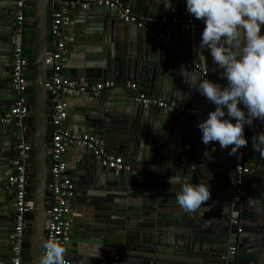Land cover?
<instances>
[{
	"label": "water",
	"instance_id": "water-1",
	"mask_svg": "<svg viewBox=\"0 0 264 264\" xmlns=\"http://www.w3.org/2000/svg\"><path fill=\"white\" fill-rule=\"evenodd\" d=\"M51 1H27L33 7V17L26 19L24 26L34 30L35 39L30 43L36 48L35 58L26 67L33 69L36 77L27 84L33 87L34 97L28 101L30 113L25 124L4 127L14 138L6 162L15 156L24 134H29L32 145L27 161V191L33 205L26 215L29 235L24 240L23 251H27L28 256L27 259L23 256L22 264H40L46 240V213L53 197L47 187L52 152V102L45 87L48 76L45 58L54 44L48 33ZM120 1L149 22L139 28L135 23L120 19L115 9L95 4L83 8V1L74 0V4L64 7L70 24L75 23L74 16L80 12L86 19L94 16L106 19L117 30L113 46L105 49L108 64L100 72L97 69L94 72L101 81L112 78L118 82L114 88L119 89V107L106 108L102 114L87 117L89 125L84 122L80 126L83 132L100 136L107 150L122 155L131 165L130 170L110 169L85 149L91 155L89 169L85 181L74 183L76 192L72 199L73 227L82 231V239L73 240L75 234H71L63 245L65 257L73 264H109L115 256L125 264H264V155L253 150L249 136V143L236 154L229 155L228 148H220L219 154L207 150L209 144L201 142L197 124L215 105L201 95V107L194 103L195 109L188 111L154 106L141 108L136 101L144 90V94L172 98L163 74L166 73L168 82L187 75L201 78L193 67L195 64L208 70L209 79L226 83L207 50L199 47L203 26L186 30L180 24H169L175 33L172 41L164 43L153 36L154 22L163 21L166 27L174 18L191 17L185 11V0H171L170 8L164 6L168 0ZM6 7L10 9H0V60H6L13 49L16 10L14 7L13 12L12 6ZM63 37L68 35L63 34ZM24 40L27 42L26 38ZM85 72L92 76L90 71ZM137 79L142 89L127 85L138 86ZM176 98L181 100V97ZM91 100V104L100 105L103 99ZM4 101L5 97L0 94V106L5 105ZM101 106L104 107V103ZM254 132L259 131L254 129L250 133ZM205 152L209 154L207 157ZM239 153L243 164L249 167L241 174L234 172ZM138 168H144L143 175L135 173ZM183 171L193 183L200 179L206 181L211 175L208 181L211 197L205 202L206 206L194 212H184L177 205V186L168 183V177L174 172ZM8 177L0 171V264L11 254L8 250L15 227V189L10 187ZM108 182L112 185L107 186ZM162 189L169 192L160 193ZM234 193L238 194L239 201L233 207ZM233 209L240 210L238 225L232 221ZM3 237L9 238L8 241ZM235 243L237 251L230 255L229 250Z\"/></svg>",
	"mask_w": 264,
	"mask_h": 264
},
{
	"label": "built area",
	"instance_id": "built-area-1",
	"mask_svg": "<svg viewBox=\"0 0 264 264\" xmlns=\"http://www.w3.org/2000/svg\"><path fill=\"white\" fill-rule=\"evenodd\" d=\"M28 0H15V23L13 32V52H12V73L11 85L16 93V101L6 111H0V128L17 124L23 126L29 116L28 100L24 93L28 89L25 69L30 63V59L25 52L24 23L26 21V5ZM83 1V8H88L91 4L101 7H108L117 10L120 19L127 23H135L139 28L144 27L149 20L133 13L125 7L120 0H76ZM69 4H74V0H52L50 5L53 9L48 31L54 44L47 50L45 64L48 66V76L45 87L52 102L51 114L53 116V133L50 147L52 152L49 157V175L47 187L52 191V204L46 213L45 231L46 240L52 239L63 245L69 238L73 228L74 219L72 217V199L75 195V184L67 175V161L65 154L69 146L73 145L91 152L96 158L100 159L104 166L110 169L123 171L130 170L131 165L126 163L122 155L114 154L104 146L103 139L92 133L74 131L67 124L69 115V98L89 95L95 98L105 90L113 88L116 83L113 81H102L90 83L85 79H73L64 74L66 41L62 35V26L70 22L68 11L64 8ZM173 23L180 24L183 29L194 30L203 26L200 20L188 17L185 20L174 19ZM158 29L165 27V22L155 21ZM154 30L153 36L163 41H169L166 33ZM205 78L208 72L199 64L193 66ZM131 88L136 89L135 83H127ZM136 101L142 106H154L169 109H189L175 101H165L162 98L151 97L144 93H139ZM254 129L259 132L264 131V122L256 121L251 127L245 128V136ZM32 149L31 143L22 141L18 145V150L11 160L12 172L8 177V183L15 189V227L11 235V258L10 264H22L23 243L26 238L25 230L27 227V213L32 209V199L27 189L29 187V177L27 173V161ZM249 167L240 161L236 164L234 172L241 174L247 172ZM239 201L238 194H235L231 203L234 207ZM232 221L239 224L240 210L233 209ZM240 230V228H238ZM237 251V244L231 246L229 254L233 255ZM43 252V249H42ZM65 264L73 262L65 257ZM106 264V262H102ZM109 264H125L119 256H115Z\"/></svg>",
	"mask_w": 264,
	"mask_h": 264
},
{
	"label": "clouds",
	"instance_id": "clouds-1",
	"mask_svg": "<svg viewBox=\"0 0 264 264\" xmlns=\"http://www.w3.org/2000/svg\"><path fill=\"white\" fill-rule=\"evenodd\" d=\"M164 6L170 8L171 0ZM185 11L202 22L199 47L207 50L226 81L221 84L207 74L205 78L184 79L215 105L197 124L201 142H216L221 149L228 148L229 155L236 154L249 143L245 128L264 122V0H185ZM251 143L253 150L264 155V131L254 134ZM210 179L211 175L193 183L183 171L174 172L168 183L177 186V205L184 212H194L211 197ZM65 251L59 242L47 240L40 264H65Z\"/></svg>",
	"mask_w": 264,
	"mask_h": 264
},
{
	"label": "crops",
	"instance_id": "crops-1",
	"mask_svg": "<svg viewBox=\"0 0 264 264\" xmlns=\"http://www.w3.org/2000/svg\"><path fill=\"white\" fill-rule=\"evenodd\" d=\"M0 2L2 4L0 7L2 11H6L10 9L6 6H12L11 10L14 12V7H15L14 0H0ZM52 12H53V9L51 5H49L48 24H49ZM26 15L28 19H32L33 17V7L30 5V3H27L26 5ZM94 17L86 19L82 13L78 12V14L74 16V19L76 18L74 24H70L69 22L67 25L62 26V35L63 34L68 35V37H65V41H66L65 58L66 60H65V68L63 70L64 74L68 75L69 77L73 79H85L92 84L103 81V80L102 81L100 80V76L97 75L98 73L94 72V70L97 69V71L99 70L100 72V69H102L106 64H108L107 52L105 49L106 47L110 48V46H113L114 40H115L114 34L115 32H117V30L114 28L112 23H110L108 20L94 18ZM174 19L179 20V18H174ZM172 21L166 24V27L160 30L158 29L157 25L154 24L155 30L156 31L159 30L160 32L166 33L167 37L169 38V41L173 40V38L171 39V37H173L172 36L173 32L175 33L174 29L168 27L169 24L171 25L176 24V23H173ZM49 36L51 37L50 34ZM24 38L27 39V42H25V52L27 56L29 57V59L32 60L35 58V51H36L34 44L30 43V41H34L35 39L34 30L30 28H25ZM12 57L13 56L11 53L8 57H6V60L5 59L0 60V87H1L0 94H2L5 97V101H4L5 105L0 106V111H6L7 108H10L16 101V97H17L16 93H14L12 86H11V73H12L11 72V59ZM87 70L92 73L91 74L92 76H90V74H85L86 73L85 71ZM205 70L208 72L207 69ZM47 71L49 73V70ZM25 73H26V79L28 82L32 81L36 77V72L33 69L26 68ZM194 76L198 77L196 75ZM163 77H164V82L166 83V85L168 86L169 84V88H171L167 92L173 95V97L166 99L162 96H155L152 94H146V95L151 96V97L162 98L165 101L166 100L175 101L177 104L183 105L189 110L195 109L196 106H194V103H196L199 108L201 107L200 105L203 102H202V98L200 97V94L196 92L194 88H190L184 81V79L186 81L192 79L193 77L191 75H187L183 78L176 77V79H173L170 82L166 81L167 79L166 73L163 74ZM104 81H113L116 84L118 83L115 79H112V78H106V80ZM135 82L138 84L137 89L139 90L142 89L141 83L139 82V80L137 79ZM114 87L105 90L103 93H101L100 96L95 97V99H98L96 101H99V102L101 99H103L102 103H104V107L101 106L102 103H100V105L91 104L92 100L90 97L88 98L87 95H84L81 97L69 98L68 99L69 115L67 119V124L70 126V128L74 131L83 132L84 128H82L80 125L84 122L86 123V125H89V122L85 118L95 117L99 115V113L102 114L106 108H109V109L118 108L119 105L117 101L120 98V94L118 93L119 91L118 87L116 89ZM144 91L143 93H145ZM24 96L27 98L28 101L33 100L34 91H33L32 86H28V89L24 93ZM176 97H181V100H177ZM144 107H147V106H141V108H144ZM86 111L89 114H87ZM4 127L0 128V142H2V145H0V167H2V169L0 171L2 172L3 176L8 177L12 172V164H11L12 158L9 161V163L6 162L5 160H6V157L10 154L8 152L12 149V146L14 144V138L10 133H7V131H5ZM50 128L53 129V124H50ZM87 133H90V132H87ZM254 134L256 133L255 132L250 133L249 139H251ZM24 140L25 141L27 140L26 142L31 143V141L29 140L28 133L24 134L23 141ZM207 150H209L212 153L219 154L218 152L220 151V147L218 143L210 142L209 148H207ZM65 159L67 161V175L71 178V180L74 183H76V181L78 182L85 181L84 180V178L86 177L85 174L87 170L89 169V162L91 161V155H89V152L79 147L71 145L67 149V152L65 154ZM240 161H242L241 153H239L237 163ZM31 167H33V165ZM138 167L140 166L138 165ZM147 167H151V166L147 165ZM143 170L144 168L143 169L138 168L136 169L135 173L138 175H143L144 174ZM106 185L111 186L112 184L108 182L106 183ZM163 186L165 185L163 184ZM165 192L168 193L169 191L162 189L160 193H165ZM235 194L237 193H234L233 195ZM13 201H15V198ZM13 204L15 205L14 202ZM72 217L74 216L72 215ZM72 233L75 234L72 236L73 240L79 241L80 239H82L81 230L79 229L74 230V227H73L71 234ZM3 239L8 241L9 238L3 237ZM8 251L9 253H11V247H9ZM10 258H11V254L7 258H5L6 262H3L2 264H10Z\"/></svg>",
	"mask_w": 264,
	"mask_h": 264
},
{
	"label": "flooded vegetation",
	"instance_id": "flooded-vegetation-1",
	"mask_svg": "<svg viewBox=\"0 0 264 264\" xmlns=\"http://www.w3.org/2000/svg\"><path fill=\"white\" fill-rule=\"evenodd\" d=\"M12 52H13V49H12ZM25 235H26V236L29 235V231H28L27 229L25 230ZM23 255H24V257L27 259V256H28L27 251H24V252H23Z\"/></svg>",
	"mask_w": 264,
	"mask_h": 264
}]
</instances>
